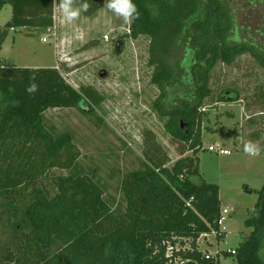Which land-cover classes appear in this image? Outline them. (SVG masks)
Returning a JSON list of instances; mask_svg holds the SVG:
<instances>
[{"label":"trees","instance_id":"trees-1","mask_svg":"<svg viewBox=\"0 0 264 264\" xmlns=\"http://www.w3.org/2000/svg\"><path fill=\"white\" fill-rule=\"evenodd\" d=\"M133 2L140 17L129 24L128 36L150 39V82L159 89L152 106L166 118L164 128L180 158L168 166L166 153L147 131L142 166L120 180L125 203L121 213L111 210L90 175L57 176L54 194L37 185L45 171L72 168L79 156L72 135L52 132L43 112L96 106L102 94L91 87L74 88L54 67H17L0 58V208L10 212L17 202L28 200L23 212L33 235L28 247L40 251L32 264H173L170 259L175 257L183 264H220L219 255L206 257L197 247L201 235L218 229L221 212L219 186L198 179L205 115L201 107L210 95V77L218 62L230 65L250 54L264 67V45L239 39L225 0ZM56 3L0 0V8L11 6V17L0 31V47L6 28L52 27ZM88 3L86 16L97 8L94 0ZM32 83L38 86L35 93L26 90ZM237 95L225 90L218 101H235ZM188 151L192 156L185 155ZM257 193L253 214L245 220L250 233L235 250L222 251L237 264H264V183ZM178 240L189 248L167 257L165 244ZM54 245L55 251L48 254ZM6 260L9 264L14 254Z\"/></svg>","mask_w":264,"mask_h":264},{"label":"rangeland","instance_id":"rangeland-1","mask_svg":"<svg viewBox=\"0 0 264 264\" xmlns=\"http://www.w3.org/2000/svg\"><path fill=\"white\" fill-rule=\"evenodd\" d=\"M95 3L97 8L92 15L82 13L72 24L62 23L55 8L51 32L35 27L6 28L0 58L17 67L58 65L57 70L74 88L91 87L102 94L103 99L96 106L48 108L43 112L52 132L72 135L79 156L72 168L45 171L37 185L54 194L57 176L90 175L102 187L103 198L111 210L118 214L125 208L120 180L128 171L142 166L147 131L166 153L168 166L180 155L164 128L166 118L160 117L152 106L159 89L150 82L153 67L147 64L149 37L140 35L132 39L128 36L129 24L107 10L105 0ZM225 3L239 39L263 46L264 0H225ZM10 17L11 6L6 4L0 8V31ZM118 40L123 42L119 54L115 53ZM209 87L210 95L201 107L205 115L202 145L197 153L198 179L219 186L221 209L228 214L225 236L216 240L211 235L210 243L200 238L199 246L207 252L220 251V264H237L222 251L235 250L250 233L245 220L253 214L257 192L264 183V67L250 54L241 55L230 65L218 62ZM225 90L235 91L239 99L218 101ZM233 128L236 134L234 130L231 132ZM248 141L260 146L259 156L244 153L243 146ZM215 144L229 150V154L208 150L209 145ZM185 155L192 153L188 151ZM17 203V209L10 212L0 208V262L8 264L6 256L12 252L14 260L9 264H32L39 259L40 251L36 246L33 250L28 247L33 244L32 231L23 214L28 200ZM262 246L264 259V242ZM55 249L56 245L52 246L48 254Z\"/></svg>","mask_w":264,"mask_h":264},{"label":"clouds","instance_id":"clouds-1","mask_svg":"<svg viewBox=\"0 0 264 264\" xmlns=\"http://www.w3.org/2000/svg\"><path fill=\"white\" fill-rule=\"evenodd\" d=\"M54 7L58 10L62 23L72 24L82 13L88 12L90 4L88 0H58ZM104 7L122 19L125 24H131L140 17L139 9L133 0H105ZM26 90L35 93L38 91V86L32 83ZM243 151L251 157H257L261 153L260 146L254 141L246 142Z\"/></svg>","mask_w":264,"mask_h":264},{"label":"built area","instance_id":"built-area-1","mask_svg":"<svg viewBox=\"0 0 264 264\" xmlns=\"http://www.w3.org/2000/svg\"><path fill=\"white\" fill-rule=\"evenodd\" d=\"M51 28H47L49 32H51ZM11 30H15L14 28H11ZM53 35H55V32L52 33ZM43 41H46V38H42ZM54 68L56 69H59L58 65H56ZM208 150L210 151H214L218 154H223V155H227L229 154V150L225 149V148H222V146L218 145V144H215V145H209L208 146ZM228 214V211L226 209H221V212H220V216L219 218L217 219V226H218V229L217 230H213L210 234H204V235H201L198 240H197V247L199 250H201L204 254H206V257H209V256H215V255H219L220 251H216L214 253L212 252H207V250H203L200 248L199 246V239L200 240H204L205 238V242H209L210 241L208 240L209 236L213 235L215 238H217L216 236H222L223 233H225V225H224V222L226 220V215ZM182 241H185L184 239ZM185 248H189V245L185 242L184 245H181L180 243V240L176 241L174 244H172L171 242H167L165 244V252H166V256L167 257H171L172 254L176 251H179L180 249H185ZM219 261H220V257H219ZM170 262H172L173 264H183L184 263V260H181L180 258L178 257H175L174 259H170Z\"/></svg>","mask_w":264,"mask_h":264},{"label":"flooded vegetation","instance_id":"flooded-vegetation-1","mask_svg":"<svg viewBox=\"0 0 264 264\" xmlns=\"http://www.w3.org/2000/svg\"><path fill=\"white\" fill-rule=\"evenodd\" d=\"M94 1H97V0H94ZM123 40V39H122ZM122 40H118L116 43H115V46H116V49H115V53L119 54L120 53V47L123 45V42ZM102 73H100L99 75H101ZM88 104V103H86ZM85 104V105H86Z\"/></svg>","mask_w":264,"mask_h":264},{"label":"crops","instance_id":"crops-1","mask_svg":"<svg viewBox=\"0 0 264 264\" xmlns=\"http://www.w3.org/2000/svg\"><path fill=\"white\" fill-rule=\"evenodd\" d=\"M11 29V28H10ZM51 67H54V65H52ZM35 68H38V67H35ZM230 115L232 114V113H229ZM234 130V132H235V134L237 133V130H236V128H233V129H231V132ZM237 136H238V138H239V140H241L242 138H241V136L239 135V134H237Z\"/></svg>","mask_w":264,"mask_h":264},{"label":"water","instance_id":"water-1","mask_svg":"<svg viewBox=\"0 0 264 264\" xmlns=\"http://www.w3.org/2000/svg\"><path fill=\"white\" fill-rule=\"evenodd\" d=\"M105 73H102L101 75H104Z\"/></svg>","mask_w":264,"mask_h":264}]
</instances>
